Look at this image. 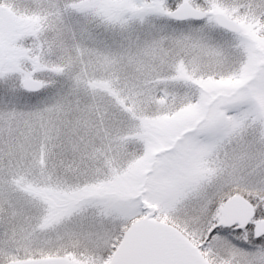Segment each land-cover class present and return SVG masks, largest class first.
Listing matches in <instances>:
<instances>
[{"label": "snow or ice", "instance_id": "snow-or-ice-1", "mask_svg": "<svg viewBox=\"0 0 264 264\" xmlns=\"http://www.w3.org/2000/svg\"><path fill=\"white\" fill-rule=\"evenodd\" d=\"M0 264H264V0H0Z\"/></svg>", "mask_w": 264, "mask_h": 264}]
</instances>
